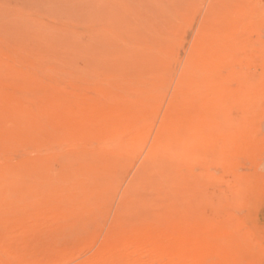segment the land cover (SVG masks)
I'll return each mask as SVG.
<instances>
[{"label": "rangeland", "instance_id": "1", "mask_svg": "<svg viewBox=\"0 0 264 264\" xmlns=\"http://www.w3.org/2000/svg\"><path fill=\"white\" fill-rule=\"evenodd\" d=\"M0 105V264H264V0H0Z\"/></svg>", "mask_w": 264, "mask_h": 264}, {"label": "bare ground", "instance_id": "2", "mask_svg": "<svg viewBox=\"0 0 264 264\" xmlns=\"http://www.w3.org/2000/svg\"><path fill=\"white\" fill-rule=\"evenodd\" d=\"M130 36H131V35H130ZM137 37H138V36H137ZM155 40H156V39H155ZM119 50H120V49H119ZM124 50H125V49H124ZM208 84H209V83H208ZM223 88H224V87H223ZM212 90H213V89H212ZM224 97H226V96L224 95L223 98H224ZM227 98H228V97H227ZM219 99H221V98H219ZM3 101H4V100H3ZM207 101H208V100H207ZM215 101H216V100H215ZM219 102H220V101H219ZM11 103H12V102H11ZM213 103H215V102H213ZM215 104H216V103H215ZM0 106H1V105H0ZM11 108H12V107H11ZM212 110H213V109H212ZM27 111H28V110H27ZM18 112H19V111H18ZM22 112H23V111H22ZM209 113H210V111H209ZM135 117H136V116H135ZM135 117H134V118H135ZM146 117H147V116H146ZM170 117H171V116H170ZM188 117H189V116H188ZM134 118H133V119H134ZM18 119H19V118H18ZM21 119H22V118H21ZM135 119H136V118H135ZM167 119H168V118H167ZM4 120H5V119H4ZM164 120H165V119H164ZM175 120H176V119H175ZM181 120H182V119H181ZM34 121H35V120H34ZM140 121H142V120H140ZM142 123H143V122H142ZM173 123H175V121H174ZM173 123H172V124H173ZM176 123H177V122H176ZM140 124H141V123H140ZM169 124H170V123H169ZM172 124H170V125H172ZM129 125H130V124H129ZM164 125H165V124H164ZM167 125H168V124H167ZM167 125H166V126H167ZM170 125H168L167 127H169ZM175 125H176V124H175ZM136 126H137V125H136ZM192 126H193V125H192ZM7 127H8V126H7ZM129 127H130V126H129ZM129 127H128V128H129ZM133 127H135V125H134ZM170 127H171L170 129H172V126H170ZM190 127H191V125H190ZM195 127H196V126H195ZM137 128H138V127H137ZM173 128H174V132H175V129H176V128H175L174 125H173ZM187 128H188V127H187ZM196 128H197V127H196ZM198 128H199V130H200L201 127H198ZM164 129L167 130L168 128L165 127ZM170 129H169V131H167V132L164 131V133L166 132V133L168 134V133L170 132ZM178 129H179V128H178ZM191 129H193V127H191L189 130H191ZM202 129H203V128H202ZM124 130H125V129H124ZM161 130H163V128H162ZM161 130H160V131H161ZM194 130L196 131V129H194ZM199 130L197 129V131H199ZM207 130H208V129H207ZM160 131H159V133H157L156 136H158V134H160V133L162 132V131H161V132H160ZM187 131H188V130H187ZM108 132H109V131H108ZM201 132H202V131H201ZM113 133H114V132H113ZM129 133H130V132H129ZM166 133H165V135H166ZM171 133H173V130H172ZM188 133H189V132H188ZM114 134H115V133H114ZM161 134H162V133H161ZM137 135H138V134L136 133V136H137ZM165 135H164V136H165ZM170 135H171V134H170ZM170 135H169V136H170ZM190 135H191V134H190ZM190 135H189V137H190ZM198 135H199V134H198ZM109 136H110V135H109ZM159 136H160V135H159ZM159 136H158V139H159ZM166 136H167V135H166ZM177 136H178V135H177ZM184 136H185V135H184ZM170 137H171V136H170ZM170 137H169V139L166 137L165 142H167L168 140L174 138L175 136H173V137H171V138H170ZM189 137H188V138H189ZM164 139H165V137H163V140H164ZM177 139H178V137H177ZM156 140H157V138H156ZM156 140H155V141H156ZM160 140H162V139H160ZM163 140H162V141H163ZM183 140H184V139H183ZM122 141H123V140H122ZM171 141H172V140H170V142H171ZM179 141H180V140H179ZM184 141H185V140H184ZM188 141H189V139H188ZM157 142H158V140H157ZM170 142L168 141V142H167L168 144L166 143V144H167V147H166V145H164V144H165L164 141H163V143H161L163 146H162V145H160V146H162V147L165 148V149H168L169 145L175 146V145H173V144H175V142H177V141H175V142L173 141V142H174L173 144H170ZM181 142H182V141H181ZM192 142H193V141H192ZM192 142H191V143H192ZM158 143L160 144V141H159ZM171 143H172V142H171ZM185 143H186V142H185ZM185 143L183 142V145H184ZM125 144H126V142H125ZM133 144H134V143H133ZM155 144H157V143H155ZM183 145L181 144V150H182ZM190 145H191V144H190ZM107 146H108V145H107ZM156 146H159V145H155V147H156ZM186 146H188V145H186ZM191 146H192V145H191ZM162 147H160V151L162 150V149H161ZM178 147H179V146H178ZM114 148H115V147H114ZM170 148H171V147H170ZM156 149L158 150V147H157ZM165 149H164V150H165ZM157 150H156V153L158 152ZM222 150L224 151V149H222ZM154 151H155V150H154ZM169 151H170V150H169ZM171 151H172V150H171ZM117 152H118V151H117ZM161 152H162L163 155H164V156H162V153L160 154V155L162 156V160H163V157H165V154H167V153H166L165 151H164L165 153H164L163 151H161ZM167 152H168V151H167ZM178 152H179V151H178ZM188 152H189V151H188ZM220 152H221V151H220ZM179 153H180V152H179ZM151 154H152V155H151ZM151 154H149V156H153L152 151H151ZM174 154H175V153H174ZM181 154H182V153H181ZM155 155H157V154H155ZM175 155H176V154H175ZM178 155H179V154H178ZM157 156H159V155H157ZM157 156H155L156 159H157V160L155 159L156 162L158 161ZM171 156H172V155H171ZM176 156H177V155H176ZM228 156H229V155H228ZM166 157H167V155H166ZM166 157H165V161H168V160H166V159H169V158H170V154H169V156H168L169 158H168V157L166 158ZM172 157H174V156H172ZM177 158H178V157H177ZM151 159H152V158H150L149 161H150L151 163H153V162L151 161ZM159 159H160V157H159ZM187 159H189L188 156H187ZM215 159H216V158H215ZM145 160H146V159H145ZM189 160H190V159H189ZM149 161H148V162H149ZM160 161H161V159H160ZM160 161H159V162H160ZM175 161H176V160H175ZM177 161H178V159H177ZM231 161H232V160H231ZM1 162H2V161H1ZM163 162H164V160H163ZM171 162H172V161H171ZM171 162H170V163H171ZM227 162H228V161H227ZM172 163H173V162H172ZM230 163H231V162H230ZM153 164H154V167H157V166H155V165H156L155 162H154ZM153 164H151L152 166H150V169H152L151 167H153ZM157 164H158V163H157ZM160 164H161V163H160ZM160 164H159V166H161ZM228 164H229V163H228ZM148 165H149V164H148ZM148 165H147V166H148ZM220 165H222V162H221ZM223 165H224V164H223ZM223 165H222V166H223ZM169 168H171V167H169ZM174 168H175V167H174ZM163 169H164V168H163ZM178 169H179V168H178ZM156 170H157V169H156ZM165 170H167V169H165ZM168 170H169V169H168ZM159 171H162V170H159ZM176 171H177V170H176ZM187 171H188V170H187ZM167 172H168V171H167ZM142 173H143V172H142ZM142 173H141V174H142ZM185 173H186V172H185ZM175 174H176V173H175ZM138 175H139V174H138ZM152 175H153V174H152ZM164 176H165V175H164ZM180 176H181V175H180ZM188 177H189V176H188ZM92 178H93V177H92ZM168 178H169V177H168ZM181 178H182V177H181ZM233 178H234V177H233ZM139 179H140V178H139ZM242 179H243V178H242ZM149 180H150V179H149ZM177 180H178V179H177ZM182 181H183V180H182ZM237 181H238V180H237ZM137 182H138V181H136V183H137ZM140 182H141V181H140ZM142 182H143V181H142ZM152 182H153V181H152ZM240 182H241V181H240ZM132 183H133V182H132ZM238 183H239V182H238ZM238 183H237V184H238ZM244 183H245V182H244ZM244 183H243V181H242V184H244ZM129 184H130V183H129ZM137 184H139V183H137ZM239 184H240V183H239ZM242 184H241V185H242ZM140 185H141V183H140ZM244 185H245V184H244ZM132 186H133V185H132ZM142 186H143V185H142ZM142 186H141V187H142ZM156 186H157V185H156ZM189 186H190V185H189ZM130 187H131V186H130ZM136 187H138V185H136ZM176 187H177V186H176ZM245 187H246V185H245ZM239 188H240V187H239ZM242 188H243V187H242ZM132 189H133V188H132ZM152 189H153V188H152ZM156 190H157V189H155V191H156ZM131 191H132V190H131ZM170 191H171V190H170ZM237 191H238V190H237ZM162 192H163V191H162ZM238 192H239V191H238ZM242 194H243V193H242ZM125 195H126V194H125ZM128 196H129V195H128ZM129 197H130V196H129ZM129 197H128V198H129ZM161 197H162V196H161ZM142 198H143V197H142ZM145 198H146V197H145ZM145 198H144V199H145ZM159 198H160V197H159ZM138 199H139V198H138ZM133 200H135V199H133ZM158 200H159V199H158ZM190 200H192V199L190 198ZM129 201H130V200H129ZM144 201H145V200H144ZM171 201H172V200H171ZM141 202H142V200H141ZM172 202H173V201H172ZM100 203H101V202H100ZM181 203H182V202H181ZM198 203H199V202H198ZM138 207H139V206H138ZM154 208H155V206H154ZM199 209H201V208H199ZM124 212H125V210H124ZM139 212H142V211H139ZM155 212H156V211H155ZM134 213H135V212H134ZM146 214H147V213H146ZM202 215H203V214H202ZM130 217H131V216H130ZM169 217H170V216H169ZM145 219H146V218H145ZM142 220H143V219H142ZM199 220H200V219H199ZM169 221H170V220H169ZM132 222H133V221H132ZM143 222H145V221H143ZM203 222H205V221L203 220ZM133 223H134V222H133ZM133 223H132V224H133ZM140 223H141V222H140ZM193 224H194V223H193ZM134 225H135V224H134ZM142 226H143V225H142ZM183 226H184V225H183ZM202 226H203V225H202ZM210 227H211V226H210ZM208 230H209V229H208ZM209 233H210V232H209ZM174 235H175V234H174ZM166 237H167V236H166ZM158 238H159V237H158ZM167 238H169V237H167ZM152 239H153V238H152ZM162 240H166V238H165V239L163 238ZM174 240H175V239H174ZM141 241H142V240H141ZM141 241L139 240V242H141ZM153 241H154V239L152 240V242H153ZM157 241H159V240H157ZM145 242H146V241H145ZM160 242H162V241H160ZM169 242H170V240H169ZM171 242H173V240H172ZM174 242H175V241H174ZM176 242H177V241H176ZM162 243H163V242H162ZM165 243L167 244L168 242L166 241ZM151 244H152V243H151ZM192 244H193V243H192ZM192 244H191V245H192ZM178 245H179V243H178ZM191 245H189L188 247H190ZM141 246H142V244H141ZM174 246H175V245H173L172 247H174ZM175 247H176V246H175ZM185 247H186V246H185ZM185 247H181V248L184 249ZM121 248H122V247H121ZM149 248H150V247H149ZM122 249H123V248H122ZM124 249H125V248H124ZM129 249H130V247H129ZM172 249H173V248H172ZM172 249H171V250H172ZM187 249H188V248H187ZM130 250H132V249H130ZM136 250H137V248H136ZM169 250H170V249H169ZM123 251H124V250H123ZM123 251H122V252H123ZM172 251H174V250H172ZM122 252L119 251V253H121V254H122ZM131 252H132V251H130V253H131ZM137 252H140V251H137ZM137 252H136V253H137ZM143 252H144V251H142V253H143ZM148 252H149V251H148ZM110 253H111V252H110ZM114 253H115V254H116V253L118 254V252H114ZM134 253H135V252H134ZM144 253H145V252H144ZM107 254H108V253H107ZM121 254H120V255H121ZM138 254H139V253H138ZM193 254H194V253H193ZM109 255H110V254H109ZM143 255H144V254H143ZM143 255H137V254H131V255H128V257H127V258H128V261H124V262H125V264H142V263H141L142 260H143V262H144V261L147 259V261H150V263H151V262L153 261L152 259H154V258L150 257L149 254H147V253H146V255L144 256V257H146V258H145V259H142V258H143V257H142ZM157 255H158V254H157ZM109 257H110V256H109ZM115 257H117V255H115L114 258H115ZM158 257H159V255H158ZM117 258H118V257H117ZM117 258H116V259H117ZM110 259H111V258H110ZM116 259H115V260H116ZM120 259H121V256H120ZM101 260H102V259H101ZM103 260H104V259H103ZM154 260L157 261V259H154ZM176 260H177V259H176ZM105 261H106V260H105ZM111 261H112V260H111ZM118 261H119V260L117 259L116 262H118ZM155 261H153V262H155ZM161 261H162V260H161ZM163 261H164V260H163ZM163 261H162V262H163ZM153 262H152L151 264H153ZM169 262H170V261H169ZM169 262H167L166 264H169ZM183 263H184V261H183ZM116 264H117V263H116ZM118 264H121V263L118 262ZM155 264H156V263H155Z\"/></svg>", "mask_w": 264, "mask_h": 264}]
</instances>
